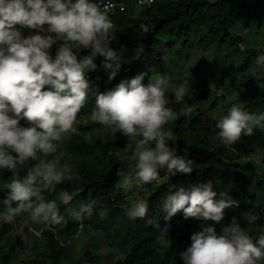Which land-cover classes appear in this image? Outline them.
I'll list each match as a JSON object with an SVG mask.
<instances>
[{
  "label": "clouds",
  "instance_id": "9594fccd",
  "mask_svg": "<svg viewBox=\"0 0 264 264\" xmlns=\"http://www.w3.org/2000/svg\"><path fill=\"white\" fill-rule=\"evenodd\" d=\"M21 28L37 31L24 36ZM116 39L113 20L98 0H0V170L13 172L5 198L0 199V221L12 223L26 213L50 230L67 224L61 205H72L73 194L60 190L49 200L46 193L80 179L66 161L61 141L77 130L78 113L90 96L95 97L90 119L106 132L128 138L115 155L130 162L127 169L116 170L118 185L134 197L126 209L129 219H143L149 213L150 203L140 195L143 186L158 184L169 175L191 174L197 167L187 158V148L185 155H179V147L173 146L169 124L177 113L169 106L166 93L171 81L166 74L158 73L145 83L148 74L141 72L106 92L92 87L87 73L96 70L98 57L104 58L110 80L119 74L123 56L112 47ZM83 49L88 54L81 55ZM255 65L264 69V54L256 57ZM254 78L264 89V74ZM172 88L176 102L193 95L191 80ZM243 105L233 103L221 115L214 140L232 145L242 134L251 136L264 121V113L257 115ZM262 162L257 155L256 163ZM215 187L212 179L189 183L163 198L165 220L182 211L185 219L202 221L191 235L190 246L180 253L183 264H264V225H256V215L244 217L247 225H256L255 235L235 219L217 231L225 209L238 206L239 201ZM95 207L94 200L77 202L72 219L91 216ZM105 214L101 209L100 215Z\"/></svg>",
  "mask_w": 264,
  "mask_h": 264
},
{
  "label": "trees",
  "instance_id": "16d2710c",
  "mask_svg": "<svg viewBox=\"0 0 264 264\" xmlns=\"http://www.w3.org/2000/svg\"><path fill=\"white\" fill-rule=\"evenodd\" d=\"M263 11L264 0H154L150 7L138 13L130 9L118 10L115 15L117 39L112 42V47L122 52L119 73L125 80L145 72L148 74L145 77L147 83L149 78L153 79L156 74L164 72L165 52L172 49L175 40L182 42L180 53L192 41L205 50L211 48L220 52L226 47L242 53L244 37L239 31L249 28ZM36 31L26 28L22 33L27 36ZM88 52L83 49L81 55ZM52 53L55 55V47ZM259 54L256 49L243 50L242 61L221 77L222 80L235 77V81L230 84L232 92L244 98L251 97L247 108L257 115L264 113V98L259 97L261 88L254 75L264 72L249 75L247 72L255 65ZM126 55L130 57V63H127ZM96 63V70L87 73L92 87L97 71H108L103 67V57H98ZM100 82L107 85L108 77H100ZM120 82L115 79L108 85L113 89ZM205 93L186 96L183 102L175 101L173 91L168 90L166 93L170 99L169 106L177 113V119L169 124L175 137L173 146L179 147V155H185L184 149L187 148V158L194 160L197 167L191 174L178 173L170 182L149 184V213L146 218L137 220H131L126 215V209L131 206L128 201L130 192L126 193L118 185L120 177L116 174L117 168L127 169L130 163L115 155L119 148L126 146L128 138L118 133H101L102 125L90 119L95 104V97L90 96L78 113L80 123L76 125L77 130L62 146L65 157L71 159L68 163L79 173L80 179L66 181L57 185L54 191L46 193L49 200L54 199L60 190L73 194L72 205H61V214L68 220L67 224L50 230L39 223L43 248L35 247L36 257L22 261L13 251L6 249L14 229L13 223L1 222L0 264H63L65 259L74 255L73 240L83 228L103 234L107 247L116 249L122 256L117 264H183L180 253L191 244L189 231L202 221L185 219L182 211L170 220H165L163 198L181 185L209 179L214 181L215 191L227 192L239 201L238 206L225 209L224 219L216 225L217 231L235 219L254 235L257 232L256 225H264V176L259 173L255 163H242L239 160L250 158L257 148H264V121L255 126L251 136L242 134L234 144L222 145L213 137L219 131L216 127L219 119L214 113L223 97L208 107H197L206 97ZM189 107L192 109L190 113ZM24 123L21 121V124ZM228 150L234 156H228ZM12 178L11 170H0V184L1 179L5 182V189H0V199L5 198L6 185ZM93 200L96 201V207L91 216L86 215L81 220L72 219L71 209L77 202ZM101 209L106 213L103 216L100 215ZM247 213L258 217L256 225L246 224L244 217ZM165 234H169L170 240L163 246L162 237ZM17 239L18 250H24L25 243ZM85 259L88 264H101L102 257L90 248Z\"/></svg>",
  "mask_w": 264,
  "mask_h": 264
},
{
  "label": "rangeland",
  "instance_id": "374dc122",
  "mask_svg": "<svg viewBox=\"0 0 264 264\" xmlns=\"http://www.w3.org/2000/svg\"><path fill=\"white\" fill-rule=\"evenodd\" d=\"M166 1V0H162ZM169 1V0H167ZM131 12L138 13L140 9L135 7L129 8ZM17 27H20L19 25ZM21 31H26L25 28H21ZM244 37V44L242 45V53L237 52L235 50H228L224 47L220 52H217L214 49H202L197 46V42L192 41L188 48H184L183 52L180 53L182 49V42L175 40L174 46L172 49L167 50L165 52L166 63L164 66V72L161 74H166L170 78V86L169 91H173L172 86L178 85L185 81H190L192 83V93L193 95L188 97H194L198 93L207 92L206 97L202 102H199L197 107H208L214 103V101L220 97V101L218 103V107L214 113V116L219 119L221 115L226 114L228 108L233 103H245L248 106L251 102V97H241L239 94H235L232 92L230 88V84L235 81V77L229 78L226 80H222V74L227 72L231 68L237 66L243 59V50L246 49H256L260 54H264V11L263 14L257 19V21L253 22L249 28L241 29L239 31ZM26 36V35H24ZM180 53V54H179ZM127 56V63H130V57ZM128 65V64H127ZM126 65V66H127ZM253 72H264V69L259 68L254 65L247 74H251ZM96 81L94 83V89L98 88L100 92H106L112 89L108 84H110L113 80L109 79L110 70L102 71L98 70L96 73ZM106 76L108 77L109 83L107 85H103L100 82V77ZM156 76V75H155ZM153 77V79L155 78ZM115 79L119 81H123V77L120 73L117 75ZM114 79V80H115ZM241 79V77H240ZM259 97L264 98V89H260ZM103 135L108 134L110 132H106L102 127ZM73 134L72 131L68 132L66 137L61 141V146H63L64 142L71 137ZM227 152L228 156H234L230 150ZM257 155L260 157L261 161H264V148H257L256 152L250 157L239 160V162H253L255 163L259 173L264 176V162L257 164L256 157ZM66 161H70L71 159H67ZM73 160V159H72ZM167 175L166 169L161 170V177ZM177 176V175H175ZM175 176H166L164 177L159 184L170 182ZM0 189H5V182L1 179ZM140 195L143 198L147 199L150 195L149 185H145L140 190ZM134 197L130 193L128 201L132 204ZM3 221H0V223ZM13 223V232L11 235V239L6 246L7 250L13 251V254H17L18 260L29 261L36 257L35 255V247L43 248L41 242V232L38 229L39 223L33 222L30 216L26 213H22L17 216ZM199 230L198 227H194L190 229L189 233L192 235L195 231ZM255 235V234H254ZM17 238L22 240L25 243L24 250H18ZM162 245L164 246L166 242L170 240L169 234H165L163 237ZM73 247L75 253L69 259H65L63 264H88L85 259V254L88 249H95L100 256L102 257L101 264H117L118 261L121 260V254L116 250L107 247L104 236L102 233L92 230L90 228H83L78 236L73 240ZM16 262V261H15ZM16 264H23L22 262H16Z\"/></svg>",
  "mask_w": 264,
  "mask_h": 264
},
{
  "label": "built area",
  "instance_id": "2783aa9c",
  "mask_svg": "<svg viewBox=\"0 0 264 264\" xmlns=\"http://www.w3.org/2000/svg\"><path fill=\"white\" fill-rule=\"evenodd\" d=\"M98 2L102 6L107 7L109 15L115 25V15L117 14L118 10H127L130 7H135L141 10L143 8L150 7L154 3V0H151L150 4H141L140 0H98Z\"/></svg>",
  "mask_w": 264,
  "mask_h": 264
}]
</instances>
